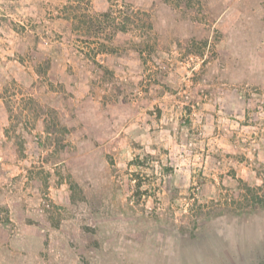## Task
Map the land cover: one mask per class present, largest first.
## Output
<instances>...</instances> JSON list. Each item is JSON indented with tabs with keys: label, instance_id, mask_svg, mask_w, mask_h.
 <instances>
[{
	"label": "rangeland",
	"instance_id": "1",
	"mask_svg": "<svg viewBox=\"0 0 264 264\" xmlns=\"http://www.w3.org/2000/svg\"><path fill=\"white\" fill-rule=\"evenodd\" d=\"M0 264H264V0H0Z\"/></svg>",
	"mask_w": 264,
	"mask_h": 264
},
{
	"label": "trees",
	"instance_id": "2",
	"mask_svg": "<svg viewBox=\"0 0 264 264\" xmlns=\"http://www.w3.org/2000/svg\"><path fill=\"white\" fill-rule=\"evenodd\" d=\"M113 7V6H112ZM69 8H72L71 6L67 7L65 6L64 9H69ZM137 11H135L134 9H132L131 7H127L126 10L123 9V6L120 5L118 8H111L109 9V11H106V12H103V17L105 18V21L104 20H101L100 18H98V25L97 26H101L103 25V22L104 23H107V25H111L113 22L117 21V19L119 20L120 18H118L119 16H122V15H126L124 17V19L122 20L121 23L125 22V24H121L120 23H117L116 24V27L122 29L123 31H126V29L128 28L129 26V23L131 21V27L135 24V20L133 19V16H137ZM118 15V16H117ZM132 19V20H131ZM113 22H112V21ZM75 40V39H74ZM74 40H71L69 39L68 43H70L71 45H75L76 49L80 52H83L84 51V47L81 46V41L79 43V41L76 43V41ZM62 41V38L61 40ZM88 42V41H86ZM85 42V43H86ZM100 47H107L106 44H104L103 42L100 43L99 45ZM101 49V48H100ZM97 50H94L93 53L95 54ZM91 52V51H90ZM84 53V52H83ZM89 51L85 52L84 54H88Z\"/></svg>",
	"mask_w": 264,
	"mask_h": 264
}]
</instances>
